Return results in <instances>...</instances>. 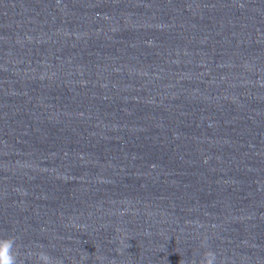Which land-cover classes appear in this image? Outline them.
Returning <instances> with one entry per match:
<instances>
[{"label": "water", "instance_id": "1", "mask_svg": "<svg viewBox=\"0 0 264 264\" xmlns=\"http://www.w3.org/2000/svg\"><path fill=\"white\" fill-rule=\"evenodd\" d=\"M8 235L63 264H199L205 238L264 264V0H0Z\"/></svg>", "mask_w": 264, "mask_h": 264}, {"label": "clouds", "instance_id": "2", "mask_svg": "<svg viewBox=\"0 0 264 264\" xmlns=\"http://www.w3.org/2000/svg\"><path fill=\"white\" fill-rule=\"evenodd\" d=\"M201 247L206 250L202 253L199 264H218L217 255L211 250L207 238L201 243ZM35 248L38 250L34 251L30 246L22 247L15 236H0V264H63L62 259L44 251V245L37 244Z\"/></svg>", "mask_w": 264, "mask_h": 264}]
</instances>
